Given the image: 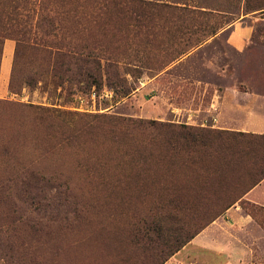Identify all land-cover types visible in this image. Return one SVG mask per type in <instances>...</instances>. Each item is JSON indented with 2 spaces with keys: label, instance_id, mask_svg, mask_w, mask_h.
<instances>
[{
  "label": "rangeland",
  "instance_id": "obj_1",
  "mask_svg": "<svg viewBox=\"0 0 264 264\" xmlns=\"http://www.w3.org/2000/svg\"><path fill=\"white\" fill-rule=\"evenodd\" d=\"M146 1L192 14L174 11L120 31L116 22L97 30L88 20L68 22L50 39L99 53L100 95L95 86L84 89L80 73L54 69L50 54L25 46L17 59V42L4 40L11 65L0 67V264H156L128 234L167 199L170 175L164 164L117 156L113 141L122 133L130 148L157 135L120 121L238 131L245 110L264 115V0ZM110 74H119L115 82ZM36 172L61 181L67 193L40 205L22 194L35 191ZM215 178L194 173L188 180ZM233 208L238 214L223 213L165 264H264V207L246 201Z\"/></svg>",
  "mask_w": 264,
  "mask_h": 264
},
{
  "label": "trees",
  "instance_id": "obj_2",
  "mask_svg": "<svg viewBox=\"0 0 264 264\" xmlns=\"http://www.w3.org/2000/svg\"><path fill=\"white\" fill-rule=\"evenodd\" d=\"M258 8L264 9L261 6ZM49 9L50 12L45 13ZM174 11L192 14L187 7L146 0H0V67L4 56H7L4 40L12 39L17 42L16 58L18 51L25 46L33 51L42 50L53 56L54 69L64 74L80 73L84 78V89L95 86V92L100 95L104 88L102 65L97 58L99 53L88 46L50 40L57 36L56 32L62 31L68 22L79 26L83 20L95 25L96 30L102 24L110 26L115 22L119 24V31L129 29L132 23L138 28L146 18L152 24L157 17ZM31 33L41 38L31 40ZM7 47L11 51L13 46ZM9 63L11 65L10 59ZM14 72L12 68L11 86L14 85ZM118 75L112 78L110 74L107 80L115 82ZM120 125L128 130H154L157 135L158 132L168 131L171 134L165 140L155 135L146 144L135 148H130L126 142L129 133H122L121 139L113 141L118 144L117 156L125 161L134 160L139 166L164 164L170 175V183L166 187L167 199L148 210V214L135 223L128 234L134 246L144 251L156 264H165L237 202L246 203L244 197L264 180V135L133 119H123ZM161 142L165 147L160 146ZM180 163L184 170L182 173H178ZM194 173L201 177H216L217 180L203 179L200 184L194 185L188 180ZM147 175H150V170ZM180 176L187 177L183 178L184 183L177 179ZM31 177L36 183L35 191H22V194H33L39 205L41 199L49 200L57 194L67 193L58 184L61 181L57 183L40 172ZM25 180H22L23 184L29 182ZM38 182L45 183L49 189L39 187ZM194 191L196 195L192 198L190 194ZM12 194L17 197V189L9 191L10 197Z\"/></svg>",
  "mask_w": 264,
  "mask_h": 264
},
{
  "label": "crops",
  "instance_id": "obj_3",
  "mask_svg": "<svg viewBox=\"0 0 264 264\" xmlns=\"http://www.w3.org/2000/svg\"><path fill=\"white\" fill-rule=\"evenodd\" d=\"M7 46L12 47V44H8ZM12 49V48H11ZM6 56H4L1 65V73H3V69L6 65L7 69L10 67L6 64ZM2 75V74H1ZM1 87L5 86V84H0ZM245 120L241 122V127L238 131L246 132V133H253V134H260L264 135V115L257 113L254 110H245ZM218 122L217 119H215ZM244 200L250 202L254 205H259L264 207V180L257 185L254 189H252L245 197ZM240 208V207H239ZM232 211L238 212L237 209L233 208L229 210V213ZM238 214V213H237Z\"/></svg>",
  "mask_w": 264,
  "mask_h": 264
}]
</instances>
